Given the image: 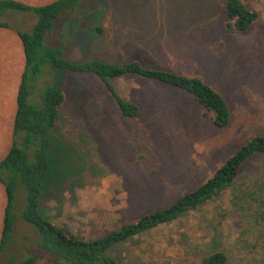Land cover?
<instances>
[{
    "label": "rangeland",
    "instance_id": "obj_1",
    "mask_svg": "<svg viewBox=\"0 0 264 264\" xmlns=\"http://www.w3.org/2000/svg\"><path fill=\"white\" fill-rule=\"evenodd\" d=\"M242 1L258 13L246 32L226 31L228 18L218 0H83L78 13L66 17L70 59L139 60L201 77L224 96L231 118L216 127L211 113L187 93L129 75L115 81L118 93L140 106L138 117L128 119L96 76L70 73L40 198L46 217L81 239L101 236L168 206L246 140L264 135V0ZM7 19L20 28L35 20L29 14ZM23 62L15 32L0 28V159L11 143ZM3 190L0 185L2 198ZM263 236L264 154H258L243 165L233 187L114 245L111 253L120 264H196L222 250L226 264H264ZM34 239L30 225L18 220L0 264L30 254Z\"/></svg>",
    "mask_w": 264,
    "mask_h": 264
},
{
    "label": "trees",
    "instance_id": "obj_2",
    "mask_svg": "<svg viewBox=\"0 0 264 264\" xmlns=\"http://www.w3.org/2000/svg\"><path fill=\"white\" fill-rule=\"evenodd\" d=\"M82 1L53 0L33 5L20 0H0V28L15 32L24 56L15 95L11 143L0 159V184L6 198L0 232V259L15 239L18 220L30 225L35 234L31 253L19 260L11 257L7 264H120L111 253L114 245L171 222L221 195L233 187L243 165L250 158L264 154V135H254L195 189L180 195L166 207L144 214L90 240L79 238L63 225L46 217L40 211V198L45 183L49 181L55 144L53 131L70 73L96 76L112 96L122 116L128 119L138 117L140 106L121 96L115 81L129 75L166 84L187 93L211 113L212 123L216 127L226 126L231 118L224 96L201 77L147 66L139 60L114 63L94 55L70 59L65 46L68 34L62 27L66 24V17L78 13ZM218 1L223 3L228 18L225 25L228 32H246L258 17V13L248 8L242 0ZM15 14H29L35 20L29 28H20L7 19ZM96 29L101 31V28ZM248 194L244 198L249 197ZM259 216L260 213H255L256 218ZM226 262L227 254L217 250L202 257L196 264Z\"/></svg>",
    "mask_w": 264,
    "mask_h": 264
},
{
    "label": "crops",
    "instance_id": "obj_3",
    "mask_svg": "<svg viewBox=\"0 0 264 264\" xmlns=\"http://www.w3.org/2000/svg\"><path fill=\"white\" fill-rule=\"evenodd\" d=\"M1 185V184H0ZM4 191V190H3ZM5 201H6V198H5V193H3V198L0 196V207L3 205V207L5 206ZM2 221V219H1Z\"/></svg>",
    "mask_w": 264,
    "mask_h": 264
}]
</instances>
